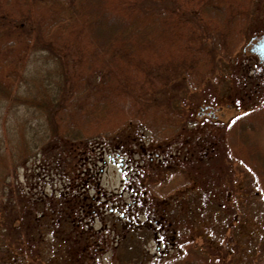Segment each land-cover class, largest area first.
Instances as JSON below:
<instances>
[{
    "label": "trees",
    "instance_id": "16d2710c",
    "mask_svg": "<svg viewBox=\"0 0 264 264\" xmlns=\"http://www.w3.org/2000/svg\"><path fill=\"white\" fill-rule=\"evenodd\" d=\"M252 1L0 0V232L18 231L13 223L23 218L51 235V262L89 264L78 249L81 237L105 241L91 219L102 218L105 205L108 214L120 210L122 219L128 206L121 193L101 187L98 163L116 152L130 155L141 141L158 158L144 161L150 165L139 166L131 179L158 176L157 194L184 181L170 162L185 170L196 161V180H202V170L208 172L222 149L228 161L248 170L264 200V102L238 105L243 111L227 122L191 121L171 102L169 87L182 75L198 84L195 70L206 60L213 67L218 53L231 55L249 25ZM10 115L14 126L7 123ZM182 149L190 155L180 157ZM37 154L41 171L27 172L25 163ZM21 167L27 190L16 180ZM48 175L60 186L35 195L32 176L44 187ZM126 178L122 187L130 192ZM136 193L133 201L148 213V198ZM7 260L23 263L16 254ZM161 264L208 263L179 254Z\"/></svg>",
    "mask_w": 264,
    "mask_h": 264
},
{
    "label": "rangeland",
    "instance_id": "374dc122",
    "mask_svg": "<svg viewBox=\"0 0 264 264\" xmlns=\"http://www.w3.org/2000/svg\"><path fill=\"white\" fill-rule=\"evenodd\" d=\"M250 9L249 25L231 55L218 53V61L213 67L206 60V65L202 64L199 70H195L201 74L198 84L193 85L190 78L183 75L170 82L171 102L191 121L210 119L227 122L243 111L237 108L238 105L247 108L264 102V47H256L264 43V0H253ZM210 37L209 43L212 42ZM22 110L17 113L18 117ZM2 116L0 109V123ZM12 120L10 115L7 123L14 126ZM127 132L123 133L127 135ZM16 139L19 140L18 135ZM138 143L130 147V155L116 152L112 160L105 155L106 162L98 163L102 167L98 178L101 187L106 192L121 193L128 206L122 219L120 210L108 214L106 205L102 218L96 215L91 219L92 229L101 232L105 241L102 237L104 245H98L91 238L84 240L81 237L78 249L80 253L81 249L84 252L83 255L81 253L82 259L87 258L89 264H161L175 255L190 254L203 258L208 264L264 263V200L244 166L236 160L228 161L227 152L223 154L220 149L214 153V162L208 172L202 170L203 179L196 180V161L185 170L179 167L178 162H170L169 166L176 172H182L184 181L176 189L160 195L155 189L158 176L145 172L144 176L140 173L138 182L131 179L134 170L141 172V165H150L144 161H156L158 158L154 150L148 148V142ZM179 152L182 158L191 153H185V149ZM223 155L226 159H220ZM149 156L152 157L148 159ZM40 158L39 154L36 159L33 156L28 158L25 163L27 172L31 169L34 174H39L42 169L37 166ZM134 164L140 167L136 169ZM216 168L221 169L220 175ZM25 171L21 167L16 180L20 188L27 190ZM123 177H127L130 192L126 187L123 190ZM36 178L32 176L35 182L31 190L35 195L42 188L50 193L52 187H57L60 182L58 177L48 175L45 176L48 183L43 187ZM191 187L194 190L190 191ZM136 189L145 194L142 195L145 200L150 198L147 199L148 213L140 210L137 202L133 201L137 199ZM18 203L22 201L18 200ZM162 209H165L164 213H160ZM22 222L23 218L13 226L16 225L18 231L22 228L24 235L16 229L9 234L0 232V264H10L7 259L11 254H16L22 264H57L59 260L51 262L54 249L50 247L52 237L47 230L38 231L33 224ZM182 242L187 243L182 246Z\"/></svg>",
    "mask_w": 264,
    "mask_h": 264
},
{
    "label": "flooded vegetation",
    "instance_id": "af4514ba",
    "mask_svg": "<svg viewBox=\"0 0 264 264\" xmlns=\"http://www.w3.org/2000/svg\"><path fill=\"white\" fill-rule=\"evenodd\" d=\"M256 47H262V45L260 46V45H257Z\"/></svg>",
    "mask_w": 264,
    "mask_h": 264
}]
</instances>
